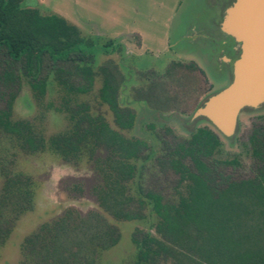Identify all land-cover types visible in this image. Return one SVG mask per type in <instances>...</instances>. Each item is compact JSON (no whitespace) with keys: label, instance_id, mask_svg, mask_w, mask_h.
<instances>
[{"label":"trees","instance_id":"obj_1","mask_svg":"<svg viewBox=\"0 0 264 264\" xmlns=\"http://www.w3.org/2000/svg\"><path fill=\"white\" fill-rule=\"evenodd\" d=\"M24 1L0 0V132L13 138L20 151H49L64 162L88 155L102 173L101 184L94 189L100 214L81 218L66 212L41 225L22 242L21 264H94L99 252L119 240L118 228L108 217L132 222L151 215L155 217L154 234L136 229L132 235L136 248L133 264H264V115L258 114L264 107L243 112L257 114L248 138L253 158L251 178L234 180L226 172L229 166H239L237 158L214 159L222 137L207 123L185 138L164 128L156 162L178 177L177 199L165 200L157 193L140 191L135 197L129 184L136 175L135 162L150 158L147 143L112 129L86 104L69 107L70 95L87 94L94 85L92 41L63 17L25 7ZM48 61L69 63L70 69H58L56 76L68 94L61 109L69 123L65 131L44 139L29 120L11 118L22 75L30 77L36 99L45 95L46 83L36 76ZM110 68L100 70L104 77L98 96L117 128L130 130L135 113L120 106L119 73ZM155 89L156 85H150L142 101L155 100ZM100 152L106 157L99 161L95 156ZM32 209L31 182L21 173L20 180L6 174L0 192V244L10 233L12 215L8 213L15 219Z\"/></svg>","mask_w":264,"mask_h":264},{"label":"rangeland","instance_id":"obj_2","mask_svg":"<svg viewBox=\"0 0 264 264\" xmlns=\"http://www.w3.org/2000/svg\"><path fill=\"white\" fill-rule=\"evenodd\" d=\"M23 6L63 17L92 41L94 85L87 94L70 95L69 107L86 104L93 114L102 115L112 129L147 143L150 158L135 162L136 175L129 184L131 195L153 192L165 200L177 199L178 177L156 159L164 128L185 138L195 127L204 126L203 121L191 123V115L201 101L229 84L222 64L228 57L218 55L214 45L222 38L215 26L218 6H213V0H25ZM108 42L111 45L107 46ZM110 67L119 73L120 106L135 113L130 130L117 128L98 96L104 77L100 70ZM58 69H70L69 63L43 64L36 79L45 81L46 93L39 99L30 88V77L22 75V88L13 105L12 121L29 120L44 139L65 131L69 123L61 109L68 94L56 81ZM150 85H156V99L142 101ZM258 114L264 115V108ZM256 116L242 113L236 138H221L222 145L214 155L216 160L237 158L239 166L226 169L234 180L254 175L248 138ZM95 157L100 161L106 154L100 152ZM20 173L31 182L33 209L21 217L17 214L15 219L12 212L8 213L12 222L8 237L0 244V264H21L24 239L66 212L81 218L100 214L94 189L101 184L102 172L97 171L88 155L64 162L49 151H20L13 138L0 132V192L6 174L20 180ZM108 219L118 228V243L99 252L93 263L133 264L136 248L132 235L136 229L154 234L151 226L155 217L132 222Z\"/></svg>","mask_w":264,"mask_h":264},{"label":"water","instance_id":"obj_3","mask_svg":"<svg viewBox=\"0 0 264 264\" xmlns=\"http://www.w3.org/2000/svg\"><path fill=\"white\" fill-rule=\"evenodd\" d=\"M219 30L238 49L232 77L194 110L190 122L203 121L231 141L239 132L244 110L264 107V0H233L221 14Z\"/></svg>","mask_w":264,"mask_h":264},{"label":"flooded vegetation","instance_id":"obj_4","mask_svg":"<svg viewBox=\"0 0 264 264\" xmlns=\"http://www.w3.org/2000/svg\"><path fill=\"white\" fill-rule=\"evenodd\" d=\"M233 0H213V6H218V16L215 19V26L217 28V31L221 34V39L216 41L215 48L216 51H218V55H226L228 59L230 60L229 62H223V69H224V74L226 78L228 79V82H230L231 77H232V72H231V64L233 60L235 59V55L238 54V49L236 48V44L232 42L228 37L223 35L220 30H219V22L221 19V14L225 7L230 5Z\"/></svg>","mask_w":264,"mask_h":264},{"label":"crops","instance_id":"obj_5","mask_svg":"<svg viewBox=\"0 0 264 264\" xmlns=\"http://www.w3.org/2000/svg\"><path fill=\"white\" fill-rule=\"evenodd\" d=\"M230 60L228 59L227 62H229Z\"/></svg>","mask_w":264,"mask_h":264}]
</instances>
